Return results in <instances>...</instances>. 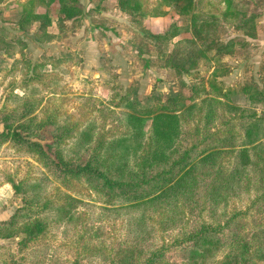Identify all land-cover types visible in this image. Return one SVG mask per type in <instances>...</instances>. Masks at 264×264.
<instances>
[{"label": "rangeland", "instance_id": "374dc122", "mask_svg": "<svg viewBox=\"0 0 264 264\" xmlns=\"http://www.w3.org/2000/svg\"><path fill=\"white\" fill-rule=\"evenodd\" d=\"M243 1L236 2L232 9L257 15L256 29L247 27L256 38L238 29L241 18H223L220 0H212L214 13L208 11V0H197L198 20H206L211 14L219 17L223 23L219 20L220 26H216L218 39L221 45L233 42L232 54L202 59L198 68L182 77L166 66L167 60L175 54L179 40L192 39L194 34L191 16L176 19L173 7L166 8V14L188 32L164 44L167 56H160L154 49L146 54L136 51L146 30L142 16H137L128 19L129 23L110 24L122 35L116 41L117 48L111 49L113 42L106 38L100 41L102 52L96 54L99 68L97 62H85L86 51L94 53L86 46L90 39L83 40L80 47L70 42L68 36L80 26L78 19L64 24L58 40L37 47L30 43L31 35H20L15 25H8L6 43L10 42L11 48L7 52L14 57L24 44L28 47L27 52L22 50L20 59L1 62L10 68L0 64V129L9 125L11 130H21L28 140L42 144L52 159L38 154L34 146L0 134V224L20 212L39 218L44 228L43 234L32 240L23 232L25 220L18 217L15 225L22 232L0 237V264H193L199 247L189 236L207 225L221 228L219 241L214 246L216 251H209L199 261L231 264L227 254L234 249V234L250 236L264 229V153L257 154L255 163L246 168L238 164L234 154L223 155L214 167L198 162L203 150L213 148L216 139L231 135L241 139L244 124L254 120L253 112L264 115V50H258L264 44L254 41L262 33V24H258L262 11L253 7L255 0ZM16 2L20 0H0V6L8 4L0 7V13L5 8L13 11L10 6ZM155 2L148 0V7L154 8ZM36 9L46 12L42 5ZM48 10L51 16L58 14V9ZM7 19L13 24L19 20L14 14ZM62 40L65 43H59ZM210 54H216V50ZM170 97L180 103L172 108L182 110L177 143L181 151L188 150L186 161L176 164L181 159L177 155L167 166L159 167L143 161L142 154L132 159L136 146L127 137L129 107L157 108ZM20 124L25 127L20 128ZM144 129L151 134V120ZM84 133L88 134L85 139ZM147 146L141 151H148ZM60 158L73 165L91 160L119 179L118 167L136 172L132 174L135 179L140 178L141 171L148 178L167 172L165 179L175 181L187 172L188 191L193 196L178 202L159 199L144 203L147 200L134 198L147 192L148 186L112 190L100 179L72 177L58 170L54 162ZM194 167L201 175L199 184L190 180ZM236 167L242 189L214 206L207 199L209 182L215 180L218 171L230 172ZM122 180H127L123 172ZM58 208L68 210L67 222L56 221ZM250 264L264 262L253 259Z\"/></svg>", "mask_w": 264, "mask_h": 264}, {"label": "trees", "instance_id": "16d2710c", "mask_svg": "<svg viewBox=\"0 0 264 264\" xmlns=\"http://www.w3.org/2000/svg\"><path fill=\"white\" fill-rule=\"evenodd\" d=\"M55 1L59 2V17L57 23L61 30L67 21L75 20L83 15L80 0H29L23 5L22 14L17 22L19 30L24 33L33 31L34 40L39 43H49L50 40H54L56 36L48 31V28L52 25V19L48 9ZM155 1V7L150 8L148 7V0H118V7L122 12L131 17L165 15L167 13L166 8L170 7H173L175 11L184 18L188 15L191 16V31L194 34V38L179 40L175 45V54L167 60L166 64L167 67L174 70L178 77H182L184 74L190 73L192 70L198 68L199 62L202 59H209V57H214L220 53L232 54L231 45L233 42H229L231 41L229 40L226 44L221 45V41L218 39L216 26H220V18L211 14L206 20H198L199 17L198 15L196 16L197 0ZM220 1L221 5L224 7L222 14L223 18H232L233 16L234 18H241L243 21L239 24L238 29L243 30L249 37L252 36L256 38V33L253 35L249 32V29H252L250 26H255L253 29H256L257 15L249 14L247 10L230 9L235 0ZM243 2H245V0ZM207 4L211 6L208 11L210 10V12L214 13L212 0H208ZM37 5L46 7V12L36 10ZM248 26L249 29L247 28ZM34 27L35 30H32ZM187 30V28H184L177 22L172 23L167 31L160 34H155L146 29L141 34L142 41L136 46V49L140 54H146V51L151 52L152 49H154L159 52L160 56L165 57L167 56V52L164 48V44L178 37L180 34L188 32ZM7 36V28L0 25V51L11 48L10 42L6 43ZM23 46L25 47L26 44ZM211 50H216V54L209 56L208 53ZM210 87L215 88L214 84H210ZM263 93L264 91H262V94ZM250 98L253 101L254 97L251 96ZM177 105H180L179 100L170 97L157 108L129 107L130 111L127 112L126 126L129 127L130 135H127V137H129L128 141H132L133 145L136 146L132 159H136L138 154H142L143 161H149L151 165H158L159 167L167 166L170 160H174V157L177 155H179L181 159L179 160L178 158L176 164L186 161L188 150L181 151V147L179 146L180 143H177V138L181 133L182 116V110L178 111V109L175 110L172 108ZM252 114H254V120L244 124L241 139L234 135L227 136V138L220 137L216 139L213 148L203 150L201 158L198 160L200 165L214 167L225 154H234L238 159V164L244 168L248 165H253L255 163L253 158L257 154L260 156L264 153V140L261 141L262 138H264V115L258 116L256 112ZM249 117L251 118V115ZM148 120H151V134L149 135L145 133L144 129V125ZM24 127V124H20V128ZM4 129L5 130L0 131V134L5 138L14 142L18 141V143H26L31 147L34 146L33 148L38 154L41 153L43 156L52 159L51 155L46 153L42 144L39 142H31L21 130L20 132L15 131V129L11 130L9 125H5ZM87 136L88 134L84 133L82 138L85 139ZM139 140L143 141L137 142ZM147 143L148 146L146 150L148 151H141ZM133 145L132 148L134 147ZM122 146L124 145H118V147ZM92 162L93 161L88 160L85 165H73L72 161L66 162L60 158L58 162H54V164L58 170L72 177L100 179L103 181L104 186L112 190L116 188L143 189L144 185H146L148 186L147 192H142L134 198V200L137 201L147 200L144 203L155 202L159 199L178 202L181 198L193 196V193L188 191L190 185L186 178L187 172L175 181H167L165 179V176L168 174L167 172H161L157 176L148 178L147 173L141 171L139 173L140 178L135 179L133 175H135L136 172L128 173L125 169L122 170L121 167H118L121 170L118 172L119 179L110 176L108 172L100 167L94 166ZM174 164L175 161L172 163V166H174ZM146 168L157 169L154 167L150 168L149 166ZM182 168L184 167L179 169ZM192 170L193 174L190 175V180L192 179L196 182L195 184H199L201 175H199L197 167H194ZM236 171L237 167L230 172L223 173L222 171H218V177L214 176L215 180L213 181L212 179L209 182L211 187H209V196L207 199L210 200L214 206L225 202L233 194L242 189V185H240L242 177L241 174ZM122 172L124 173V179H127L126 181L122 180ZM159 179H161L160 182H158ZM154 181H156V183H154ZM166 197L169 198L165 199ZM57 213H59V218L56 221L67 222L70 219L68 217L69 212L65 208H58ZM57 213L55 211V214ZM18 217L25 220L26 224L23 227V232L26 233L30 239H37L43 234L44 228L39 218H32L30 214L19 212L18 215L10 218L7 222L5 221V223L3 222V224H0L1 238H7L15 235L17 232H22L17 230V226L15 225ZM220 230L221 228L219 226L213 227L207 225L189 236L190 240L193 239L191 241L195 242L199 247V251L194 253L195 258L193 259V264H202L199 261V257H204L209 251L212 253L216 251L214 246H216V243L219 241L217 233H219ZM232 247L234 249L227 254V259L231 264H236L237 262L250 264L253 259L264 262V229L258 230L250 236H240L235 233Z\"/></svg>", "mask_w": 264, "mask_h": 264}, {"label": "crops", "instance_id": "0c3cea01", "mask_svg": "<svg viewBox=\"0 0 264 264\" xmlns=\"http://www.w3.org/2000/svg\"><path fill=\"white\" fill-rule=\"evenodd\" d=\"M27 1L29 0H20L19 3L16 2L12 4L10 7L14 8L13 11H11L8 8L3 9V12L0 13V25H3L7 29H8V25H15L20 35L22 34L31 35L32 41L30 43L35 44L34 47H37L36 45L45 46L47 45V43H39L34 40L33 31L30 33H24L19 30L17 23L13 24L12 22H9L7 19L8 15H12V14L16 15V20L20 18L22 14L23 5ZM255 1H256V5L253 7H257L259 10L262 11L261 17L258 21V24H262V28L260 30V33L261 31L262 33L259 34L258 39L254 41L256 42L257 45L258 44L263 45L264 44V0H255ZM236 2H239V0H235L232 6H234ZM240 3H241L240 5L246 4L245 6H249L247 3H243V2H240ZM1 5L2 6L0 7H3L8 4H1ZM80 6L82 7L84 11V14L82 15L83 16L82 19L81 17L77 18L78 24H80V26L78 28H75V31H73V33H71L68 37L72 44H77V47H80L82 45L83 40L85 42V39H90L86 41L87 42L86 46L87 48L90 49V52L93 51L94 53H87L86 51V54L84 55V57L86 58L85 62L87 64L96 63L97 62L96 54L99 53L100 55L102 52L103 43L100 42L101 40H104V38H106L107 41L113 42L111 46V49H113V47L114 48L118 47V44L116 41L121 39L120 36L122 35V32L119 31L118 29H114L112 26H110V24L114 22L116 25H119L117 24V22L119 23L123 21H125L126 23H129L128 19H133L134 17H131L120 10V8L118 7V0H103V1L80 0ZM232 6L230 7V9L232 8ZM50 7L52 9H58V14L56 16L50 15L52 19V25L48 28V31L49 33L56 36L54 40H58L59 38L58 36L62 32V30L60 29L57 23L58 17H59V2L55 1L54 3H52ZM208 7L210 8L211 6L208 4ZM174 14L177 17V18L175 17L176 19H179L181 17L177 12ZM142 18H143L142 22L144 23L145 28L155 34H160V33H164L165 31H167L170 28L171 24L173 23L172 21L174 20V18H172V15H169V14L168 15L165 14L161 16H152V17L142 16ZM97 19H101V21H98ZM72 21L73 20H69L66 23H71ZM160 25L161 27L159 28ZM24 41L26 42V40ZM59 43H65V41L62 40V41H59ZM107 45L110 47L109 43ZM27 47L28 45L24 47L23 49L24 52H27ZM84 47H85V43H84ZM258 50H260L261 51L260 53H262V51L264 50V45L262 48ZM7 51L8 50L0 51V64L1 62H4V63H8L9 61L13 62L19 57L21 58V56L23 55L22 54L23 52L21 49L20 51H17L16 53H14L15 58L13 57V54L11 52H7ZM208 55L212 56L214 54H210V51H209ZM100 64L101 62L99 61V58H98V62H97L98 68L100 67ZM10 66L11 65L1 64L2 68H10ZM2 104L4 103L2 102ZM0 131L2 130L0 129Z\"/></svg>", "mask_w": 264, "mask_h": 264}]
</instances>
